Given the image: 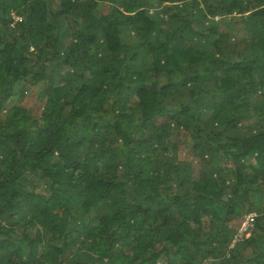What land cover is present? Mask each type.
<instances>
[{"label":"trees","instance_id":"16d2710c","mask_svg":"<svg viewBox=\"0 0 264 264\" xmlns=\"http://www.w3.org/2000/svg\"><path fill=\"white\" fill-rule=\"evenodd\" d=\"M0 264H264V0H0Z\"/></svg>","mask_w":264,"mask_h":264},{"label":"rangeland","instance_id":"374dc122","mask_svg":"<svg viewBox=\"0 0 264 264\" xmlns=\"http://www.w3.org/2000/svg\"><path fill=\"white\" fill-rule=\"evenodd\" d=\"M247 14H249V13H247ZM247 14H245V15L247 16ZM235 16H238V15L234 14V15L228 16L227 22L225 25L228 27L229 31L232 32L230 39H233V40L236 36H240L241 33L246 30V24L244 23V20L240 21L241 18L238 20H235ZM19 18H21V17H18V16L16 17V19H19ZM132 34H134V32H132ZM250 38L251 37L249 34L248 39H250ZM127 39H130V37H128ZM129 43L131 45H135V43L133 42L132 39L129 41ZM25 84H27V83L21 82V83L16 85V87H15L16 92H15L14 96L12 97V99H10L11 101L13 100L15 103L21 104V102H24L26 99L29 100L31 91L24 89L26 86ZM211 115H212V110H207V111L204 110L203 111V118L210 117ZM254 118L255 117L251 116V118H250L251 120L249 119L250 122H253ZM174 133L172 134V138L174 135V138L177 139V132H176V134H174ZM191 135L192 134L190 132H186L185 130L179 131V134H178L179 137L177 140H179L181 144L179 147L178 159L181 161L191 162V165L193 167V172L196 174L194 177L197 178L201 169H202V164H201L202 162H200V159L192 154V151H191L192 147L190 145H188V143H187V142L192 141L193 136H191ZM174 138H173V141H175ZM222 163L224 164V166H227V164H228L226 162H222ZM253 214L256 217V214L255 213H253ZM244 220H246V218L242 217V218H239V219H236L233 221V227L237 229V232L239 233V238H241V236L248 238L249 236H251L252 232L255 230L254 226H251V228H253V229H251V228L248 229L247 224L243 223ZM246 228L248 230L245 231ZM239 238H237V240Z\"/></svg>","mask_w":264,"mask_h":264},{"label":"built area","instance_id":"2783aa9c","mask_svg":"<svg viewBox=\"0 0 264 264\" xmlns=\"http://www.w3.org/2000/svg\"><path fill=\"white\" fill-rule=\"evenodd\" d=\"M254 220H255V216H254V214H249V215H247L246 220H244L243 223H246L248 229H250V227H251V225H252V222H253ZM248 229L246 228L245 231L248 230Z\"/></svg>","mask_w":264,"mask_h":264},{"label":"clouds","instance_id":"9594fccd","mask_svg":"<svg viewBox=\"0 0 264 264\" xmlns=\"http://www.w3.org/2000/svg\"><path fill=\"white\" fill-rule=\"evenodd\" d=\"M253 214V213H252Z\"/></svg>","mask_w":264,"mask_h":264}]
</instances>
